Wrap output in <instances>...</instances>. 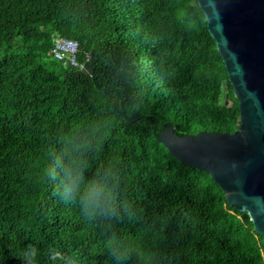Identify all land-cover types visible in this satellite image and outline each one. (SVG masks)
Returning <instances> with one entry per match:
<instances>
[{
  "label": "trees",
  "instance_id": "obj_1",
  "mask_svg": "<svg viewBox=\"0 0 264 264\" xmlns=\"http://www.w3.org/2000/svg\"><path fill=\"white\" fill-rule=\"evenodd\" d=\"M55 36L77 41L88 72L53 57ZM97 120L110 130L86 175L122 160L118 192L132 220L121 210L89 224L43 177L56 134ZM165 122L179 136L239 124L196 0H0V264H22L28 244L40 264L52 247L71 264H122L105 246L109 226L162 264H264L248 214L156 139Z\"/></svg>",
  "mask_w": 264,
  "mask_h": 264
},
{
  "label": "water",
  "instance_id": "obj_2",
  "mask_svg": "<svg viewBox=\"0 0 264 264\" xmlns=\"http://www.w3.org/2000/svg\"><path fill=\"white\" fill-rule=\"evenodd\" d=\"M200 9L238 101L239 124L231 133L179 136L165 122L156 139L179 161L209 174L264 237V0H207Z\"/></svg>",
  "mask_w": 264,
  "mask_h": 264
},
{
  "label": "clouds",
  "instance_id": "obj_3",
  "mask_svg": "<svg viewBox=\"0 0 264 264\" xmlns=\"http://www.w3.org/2000/svg\"><path fill=\"white\" fill-rule=\"evenodd\" d=\"M203 8L207 0H196ZM194 27V25H190ZM110 123L97 120L87 127L76 126L71 131L56 134V148H49L43 177L55 185L54 195L65 204L79 208L83 219L92 225L101 220L115 219L119 211H124L129 220L135 218L132 205L121 202L119 185L124 175V164L120 159L110 158L105 165L97 168L92 177L86 174L91 170L93 160L103 151ZM105 246L116 260L124 261L137 257L138 264H162L158 255L150 251H137L109 226L105 232ZM48 264H71L61 251L52 247L44 253ZM41 251L28 244L19 253L22 264H40Z\"/></svg>",
  "mask_w": 264,
  "mask_h": 264
},
{
  "label": "built area",
  "instance_id": "obj_4",
  "mask_svg": "<svg viewBox=\"0 0 264 264\" xmlns=\"http://www.w3.org/2000/svg\"><path fill=\"white\" fill-rule=\"evenodd\" d=\"M77 53V41L63 36L53 38L52 54L55 59L61 61L64 66L88 72L86 64L77 59Z\"/></svg>",
  "mask_w": 264,
  "mask_h": 264
}]
</instances>
